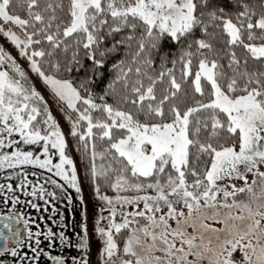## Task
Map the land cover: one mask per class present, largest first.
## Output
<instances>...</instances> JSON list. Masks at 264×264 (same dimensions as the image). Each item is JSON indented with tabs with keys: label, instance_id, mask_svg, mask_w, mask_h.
<instances>
[{
	"label": "snow or ice",
	"instance_id": "snow-or-ice-1",
	"mask_svg": "<svg viewBox=\"0 0 264 264\" xmlns=\"http://www.w3.org/2000/svg\"><path fill=\"white\" fill-rule=\"evenodd\" d=\"M0 174V264H67L44 185L90 264L85 181L98 264H264V0H0Z\"/></svg>",
	"mask_w": 264,
	"mask_h": 264
},
{
	"label": "rangeland",
	"instance_id": "rangeland-1",
	"mask_svg": "<svg viewBox=\"0 0 264 264\" xmlns=\"http://www.w3.org/2000/svg\"><path fill=\"white\" fill-rule=\"evenodd\" d=\"M57 118L61 119L62 125H64V121L60 117L59 113H56ZM66 127V125H65ZM29 150L36 151L38 153V148L36 146H25ZM74 159H76L77 164L79 161L78 154H74ZM35 171L38 175L32 176L29 175V179L33 182L39 181L40 184L44 183V176L48 175L47 173H44L43 170L40 169H29V172ZM3 174H0V182H3L2 180ZM58 179V178H57ZM48 190H55L58 193V198L55 201H51L48 205H45L42 200H36V203L41 205L40 212H37L35 209H32L30 206L25 207L21 206L22 210L25 211V213L29 214L31 217L35 218L37 223L41 225V227H50L55 232L64 231L66 237L68 238V243L65 245H61L59 240L57 239L51 248H48L47 250L52 255H59L64 257V259L67 261V264H72L73 258L79 259L81 255V250L76 247V245L79 242V236L81 234L80 228H79V222H81V211L82 206L80 205L79 199L77 198V194L73 189L66 188L65 193H61L59 189H53L51 185H44ZM66 187V186H65ZM82 194L84 196L85 202L88 206V227L90 234H93V239L91 240L90 244V253H89V259L90 264H98V240L94 238L93 233V226H94V220H95V213L97 211L96 208V200L94 197V194L92 190H89L84 184L82 185ZM70 195L72 197V203L71 205L68 204L67 199L64 197ZM47 198V197H46ZM22 199H33L32 197H23ZM55 206L57 209L56 214H53L51 212V208ZM47 207L48 211H44V208ZM61 215L63 216V225L64 227L61 228ZM43 216L44 219L41 221L39 217ZM35 229V225H33ZM41 264H49L47 263V258L43 257L41 260Z\"/></svg>",
	"mask_w": 264,
	"mask_h": 264
},
{
	"label": "trees",
	"instance_id": "trees-1",
	"mask_svg": "<svg viewBox=\"0 0 264 264\" xmlns=\"http://www.w3.org/2000/svg\"><path fill=\"white\" fill-rule=\"evenodd\" d=\"M78 167H79V161H78ZM84 185H85L89 190H91L89 184H88L86 181L84 182ZM109 194L111 195V193H109ZM48 262H49V264H51V262L47 260V263H48Z\"/></svg>",
	"mask_w": 264,
	"mask_h": 264
}]
</instances>
